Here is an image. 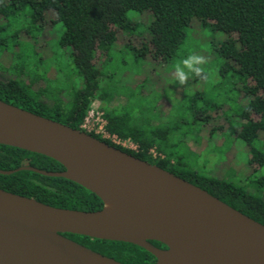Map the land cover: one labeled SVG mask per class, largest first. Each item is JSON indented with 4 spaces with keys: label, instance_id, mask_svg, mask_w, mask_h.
<instances>
[{
    "label": "trees",
    "instance_id": "16d2710c",
    "mask_svg": "<svg viewBox=\"0 0 264 264\" xmlns=\"http://www.w3.org/2000/svg\"><path fill=\"white\" fill-rule=\"evenodd\" d=\"M129 10L149 14L145 28L141 29V23L128 18ZM21 14L26 20L30 19L27 27L12 29L16 17ZM194 19L225 35L214 47L222 59L220 70H230L233 76L242 80L244 96L248 98L247 103L238 108L240 122L229 124V131L249 147V164L263 168L264 139H260V133H264V0H0V48H13L8 66L0 65V99L75 129H81L88 108L99 99L108 132L131 139L138 145V150L116 145L99 134L90 133L92 136L184 178L264 225V197L248 193L230 181L183 173L168 165L172 155L163 150L162 145L167 148L168 135L176 128L165 127L161 114L160 119L138 114L133 111L132 103L117 105L114 99L112 102L101 94L103 79L112 78L114 71L105 73L103 69L107 65L102 67L100 62L111 60V48L120 31L138 32L134 36L138 38L137 43L124 44L132 50L135 62L148 56L156 63L173 62L186 53V28ZM39 21L62 25L58 44L70 49L74 66V71L67 73V79L62 82L46 83L44 77L48 71L39 76L37 70L31 69L29 58H35V52L21 41L33 38L29 34ZM144 32L148 35L143 36ZM35 47L37 49L36 42ZM72 74L76 82L71 79ZM191 94L186 104L188 114H202L208 121L209 102L205 101L204 106L196 105L199 92ZM152 147L162 155L156 161L149 153ZM23 166L45 171L65 169L48 156L0 144V170H16ZM0 188L54 207L85 211L102 207V201L78 183L32 169L0 173ZM64 235L126 264L155 262V257L138 245L70 233ZM151 243L162 246L157 241Z\"/></svg>",
    "mask_w": 264,
    "mask_h": 264
},
{
    "label": "water",
    "instance_id": "95a60500",
    "mask_svg": "<svg viewBox=\"0 0 264 264\" xmlns=\"http://www.w3.org/2000/svg\"><path fill=\"white\" fill-rule=\"evenodd\" d=\"M0 144L48 156L94 193V211L54 207L0 188V264H126L64 234L122 241L154 264H264V225L205 189L81 129L0 99ZM157 241L163 247H157Z\"/></svg>",
    "mask_w": 264,
    "mask_h": 264
},
{
    "label": "rangeland",
    "instance_id": "374dc122",
    "mask_svg": "<svg viewBox=\"0 0 264 264\" xmlns=\"http://www.w3.org/2000/svg\"><path fill=\"white\" fill-rule=\"evenodd\" d=\"M127 16L143 24H140V28H145L150 19L147 12L136 10H129ZM16 19L12 29L27 27L30 21L23 14ZM186 30V53L175 59L182 60L193 52L207 57L205 78H192L180 86L172 82L173 66L177 61L156 63L148 56L147 59L135 62L132 50L124 44L137 43L138 38L134 36L138 32L124 30L120 31L112 45L111 60L100 62L102 67L107 65L103 69L105 73L114 71L112 78L103 79L101 94L112 102L114 99L117 105L132 103L135 113L159 119L161 114L164 117L162 121L166 122L165 127L175 126L176 130L168 135L167 148L162 145L163 150L172 155L168 164L170 167L183 173L230 181L248 193L264 197V167L249 164V147L235 133H231L228 127L229 124L240 122L237 111L247 103L248 98L244 96L243 81L233 76L230 70H220L222 59L217 56L214 47L220 44L225 35L204 27L199 19H194ZM61 31L60 23L43 24L39 21L32 26L29 34L33 37L31 40L20 38L24 40H20L24 46L36 53L35 58H29L32 60L31 69L37 70L39 76L48 71L44 77L46 83L62 82L67 79V73L74 71L70 49L61 48L58 44ZM147 35L143 33V36ZM21 36L25 38L24 34ZM12 51L13 48L9 49L8 46L0 48V65L8 66ZM71 79L76 82L73 74ZM194 92H199L196 105L204 106L205 101L209 102L208 121L204 120V115L197 113L193 116L186 110V104ZM130 93L135 94L129 97ZM93 104L101 107L102 101L96 99ZM217 105L219 107L215 109ZM260 139H264V133H260ZM151 159L157 160L153 157Z\"/></svg>",
    "mask_w": 264,
    "mask_h": 264
},
{
    "label": "built area",
    "instance_id": "2783aa9c",
    "mask_svg": "<svg viewBox=\"0 0 264 264\" xmlns=\"http://www.w3.org/2000/svg\"><path fill=\"white\" fill-rule=\"evenodd\" d=\"M107 120L104 117V111L99 106H94L92 103L88 108L83 122L80 125L81 130L87 133H95L101 135L105 139H109L112 143L122 147L137 151L138 145L131 139H122L116 134L109 133L106 129ZM149 153L151 157L158 158L160 154L154 147L150 148Z\"/></svg>",
    "mask_w": 264,
    "mask_h": 264
},
{
    "label": "clouds",
    "instance_id": "9594fccd",
    "mask_svg": "<svg viewBox=\"0 0 264 264\" xmlns=\"http://www.w3.org/2000/svg\"><path fill=\"white\" fill-rule=\"evenodd\" d=\"M207 57L195 52L179 60L173 66L172 82L183 86L192 78H205Z\"/></svg>",
    "mask_w": 264,
    "mask_h": 264
},
{
    "label": "bare ground",
    "instance_id": "6f19581e",
    "mask_svg": "<svg viewBox=\"0 0 264 264\" xmlns=\"http://www.w3.org/2000/svg\"><path fill=\"white\" fill-rule=\"evenodd\" d=\"M159 154V153H158ZM162 155L160 154V156L159 157H161Z\"/></svg>",
    "mask_w": 264,
    "mask_h": 264
},
{
    "label": "flooded vegetation",
    "instance_id": "af4514ba",
    "mask_svg": "<svg viewBox=\"0 0 264 264\" xmlns=\"http://www.w3.org/2000/svg\"><path fill=\"white\" fill-rule=\"evenodd\" d=\"M159 247H163V246H159Z\"/></svg>",
    "mask_w": 264,
    "mask_h": 264
}]
</instances>
